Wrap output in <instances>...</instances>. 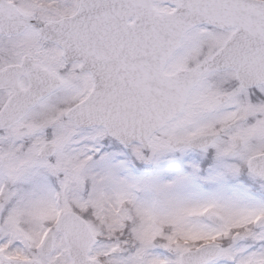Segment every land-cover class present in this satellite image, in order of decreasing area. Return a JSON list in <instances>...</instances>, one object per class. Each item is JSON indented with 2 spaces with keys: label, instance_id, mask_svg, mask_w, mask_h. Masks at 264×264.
Wrapping results in <instances>:
<instances>
[{
  "label": "snow or ice",
  "instance_id": "1",
  "mask_svg": "<svg viewBox=\"0 0 264 264\" xmlns=\"http://www.w3.org/2000/svg\"><path fill=\"white\" fill-rule=\"evenodd\" d=\"M0 264H264V0H0Z\"/></svg>",
  "mask_w": 264,
  "mask_h": 264
}]
</instances>
